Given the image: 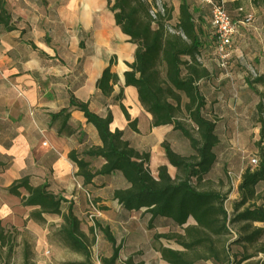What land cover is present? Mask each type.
Segmentation results:
<instances>
[{
	"label": "trees",
	"instance_id": "trees-1",
	"mask_svg": "<svg viewBox=\"0 0 264 264\" xmlns=\"http://www.w3.org/2000/svg\"><path fill=\"white\" fill-rule=\"evenodd\" d=\"M252 1L254 4L264 2ZM108 2L110 10L115 13L116 24L136 44L135 59L127 64L129 70L124 72V84L136 87L143 107L153 115V126L171 125L189 142L191 152L184 155L174 150L169 141L172 131L162 145L178 174L172 177L164 165L157 169L158 174L155 176L149 170L150 151L133 147L125 139L123 129L111 127L114 116L110 110L107 115L101 116L90 108L89 102L71 94L69 100L72 108L84 114L87 123L97 130L100 139L99 145L68 153V158L78 168L77 177L86 186L98 177L119 173L126 186L116 189L113 197L124 211H142L143 216L149 217V229L166 220L173 228L182 229L181 232L170 230L154 235L155 240L159 241L157 251L166 264H199L211 260L214 264H234L230 246L240 243L255 245L260 242L257 251L264 253V227L254 225V222H264V193L258 191V186L264 181V148L259 153L260 162L245 168L238 186V200L234 201L232 211H228L225 205L226 194L212 189L204 190L200 185L218 161L215 149L219 143L218 125L208 111L206 97L198 85V80L208 75L207 69L198 61L203 47V16L199 14L196 18L190 1L181 0L174 30L170 31L166 21L173 18L174 9L171 7L163 6V11L153 17L146 0ZM240 4V0L231 3L233 7ZM11 19L7 0H0V25L13 31L15 28L11 25ZM112 65L111 59L97 81L104 94L119 80V75L111 69ZM263 104V101L257 104L260 114ZM122 110L129 126L137 131L136 119H131L124 105ZM50 115L59 135L75 134L76 129L70 125L71 110L64 109ZM180 115L191 120L195 126L193 130L185 125ZM259 121L263 122V117ZM261 132L264 133V127ZM96 158L104 159L99 168L93 165V159ZM20 188L27 190V195H22ZM7 190L19 196L24 206L35 207L29 215L30 219L44 223V214L62 216L64 222L60 231L64 239L74 251L86 257L90 255L95 231L100 230L112 246L108 257H100L101 263L118 264L123 246L115 235L97 221L90 228L93 234L91 240L81 229V219L76 215L75 204L64 194V190L54 192L50 189L48 179L34 185L32 177L25 175ZM91 197L88 194L89 203L97 204ZM66 203L69 205L65 211ZM234 233L237 234L236 239H232ZM6 239L7 234L0 218V245H4ZM162 239L173 241L178 248L166 247L160 242ZM251 257L243 256L244 259ZM124 264L145 262L130 256Z\"/></svg>",
	"mask_w": 264,
	"mask_h": 264
},
{
	"label": "crops",
	"instance_id": "crops-1",
	"mask_svg": "<svg viewBox=\"0 0 264 264\" xmlns=\"http://www.w3.org/2000/svg\"><path fill=\"white\" fill-rule=\"evenodd\" d=\"M223 1L231 4L235 0ZM240 2L236 8L241 14L252 9L254 18L264 21V2ZM7 5L12 13L11 25L15 29L8 31L0 25V182L8 188L25 175L47 180L51 174L54 176L53 183L60 191L64 190L75 208L88 194L102 201L99 191L106 187V177H98L84 186L76 175L77 166L68 158L72 150L100 144L97 130L87 123L80 110L72 108L71 94L89 102L90 108L101 116L107 115L110 110L114 116L111 127L123 129L125 139L133 147L150 151V163L155 170L166 165L173 177L174 166L162 145L173 127L168 124L153 126V115L143 107L136 87L124 84V72L129 70L127 64L135 59L136 44L116 24L115 13L110 10L108 0H7ZM33 6L41 8H36V16L32 15ZM257 11L262 15H257ZM34 20L35 24L32 23ZM50 21L58 26L53 37L56 45L46 42L47 34L50 37L54 34L48 24ZM240 22L245 25L242 20ZM263 28L260 27L259 35L263 34ZM68 33H71L72 43ZM37 36L42 43L35 42ZM73 45L76 54L69 66L71 58L67 51ZM200 52L198 61L207 69L208 75L198 80V85L209 106L212 100L217 99V96H212L216 91L214 85L227 83L225 76L228 75L222 73L221 78H224L221 81V78L214 77L217 72L211 66L210 52L204 51L203 47ZM111 59V69L119 75V80L104 94L97 81ZM245 66L241 67L240 78L247 95L252 90L258 95L257 102L264 103V48L256 46L250 52L246 51ZM110 91L116 94L113 99ZM223 97L221 94L219 100ZM240 97L235 95L231 100H239ZM257 104L254 114L260 118L263 117L264 107L260 114ZM122 105L131 119H136L137 131L129 126ZM64 109L71 110L70 125L76 129L73 135H59L57 125L52 123L50 113ZM150 135L151 142H144V138ZM103 163V158L93 159L96 168ZM8 209L6 205L2 212L8 213ZM107 211V207L102 210L104 213ZM146 218L148 223L149 217ZM254 225L264 227V222H254ZM203 262L214 264L212 260Z\"/></svg>",
	"mask_w": 264,
	"mask_h": 264
},
{
	"label": "rangeland",
	"instance_id": "rangeland-1",
	"mask_svg": "<svg viewBox=\"0 0 264 264\" xmlns=\"http://www.w3.org/2000/svg\"><path fill=\"white\" fill-rule=\"evenodd\" d=\"M146 1L150 5L153 17L156 16L157 12L163 11V6L165 5L174 9L173 18L166 21L169 30L173 31L181 0ZM189 1L196 18H198L199 14L203 16V33L201 35L204 44L203 49L210 52L209 56L212 58L211 66L217 72L214 77L221 78L222 73H227L228 75L225 76L228 79L227 83L220 86L214 85L216 91L212 96H217V99L212 100L207 106L208 111L218 125L219 144L215 149L218 155V163L212 167V171L200 185L204 190L212 189L226 194L225 205L228 211H232L234 201L238 200V179L241 178L244 168L252 166L251 160L253 157H256L260 162L259 153L264 147V133L261 132L264 122H260L256 114H254V109L258 103L256 98L258 95L252 90L247 95V89L243 87L244 84L240 78L241 67L246 68L245 52H250L256 46L264 48V28L263 34L259 35L260 27L264 26V21L261 22L259 18L255 19L252 9H249V13L241 14L236 7L224 2L229 18L236 27L233 45L228 48L216 42V30L212 22L213 8L210 0ZM211 1L214 2L216 0ZM33 8L31 9L32 15L36 16V8H41L38 6H33ZM256 13L257 15H262L258 11ZM240 20L245 22V25ZM32 23L35 24L36 21L34 20ZM48 24L54 34L51 37L47 34L46 42L49 45H56L53 37L57 34L58 26H55V23L51 21ZM21 26H23L22 23ZM68 36H70L69 41H71V33L70 35L68 33ZM35 42L42 43L38 36L35 37ZM67 53L69 58H71L68 62L69 66H71L75 58L74 54H76L74 45L73 48L69 46ZM185 58L187 59L188 57ZM230 76L233 78L230 79ZM110 93H112L113 99L116 94L113 91H110ZM221 94L224 97L219 100ZM235 95H240V99L234 98L231 100ZM226 97L228 102H226ZM179 117L185 122L186 126L193 130L195 126L191 120L184 115ZM129 137L132 138L131 136ZM169 141L178 153L190 154L189 142L175 130L169 137ZM144 142H151V135L144 138ZM174 169L173 177L178 174L175 167ZM149 170L157 176V170H155L152 163L149 164ZM47 179L50 182V189L54 192H59L60 189L53 183L54 176L49 174ZM42 181L44 179L40 180L37 177L32 179L34 185ZM105 183L106 187L99 191L103 196V199L100 198L102 201L91 195V198L97 202L98 206L95 203L91 205L88 201V196H85V199L77 205L76 215L81 219L80 226L82 231L87 233L92 240L93 234L90 232V228L97 221L103 227H108L117 238L118 243L123 246L118 264H124L125 260L130 256H133L135 260H143L145 264H164L157 251L159 241L155 240L154 235L166 233L170 230L179 232L183 230L173 228L168 220L162 221L161 224L149 229L146 224L147 218L143 216L142 212L124 211L115 202L113 192L125 184L122 175L108 176ZM20 190L22 195H27V190L24 188H20ZM258 190L264 192V182L258 186ZM68 199L71 198L68 196ZM6 205L9 206V211L8 213H3V207ZM68 205V203L65 204V211ZM95 205L99 207L100 213L91 218L90 215L94 212ZM106 207L108 208L107 213L102 212V209ZM34 208V206L28 207L21 204L20 197L9 193L7 187L0 182V218L7 234L6 243L0 245V264H49V261L54 264H102L100 257H108L111 254L112 246H110L109 241L100 230L94 233L95 239H93V242L91 241L89 257L80 252L77 253L69 246L60 231L64 218L56 214H44L46 221L41 223L29 218ZM190 222H193V220L190 219ZM236 228L240 230L238 226ZM160 242L166 247L178 248V245L173 241L162 239ZM259 245L260 242L255 245H246L245 243L232 244L230 249L232 258L235 259L234 264H264V253L257 251ZM49 249L51 254L46 256L45 251ZM245 255H252V257L244 259L243 256ZM199 264L206 263L200 262Z\"/></svg>",
	"mask_w": 264,
	"mask_h": 264
},
{
	"label": "built area",
	"instance_id": "built-area-1",
	"mask_svg": "<svg viewBox=\"0 0 264 264\" xmlns=\"http://www.w3.org/2000/svg\"><path fill=\"white\" fill-rule=\"evenodd\" d=\"M210 2L213 8L212 22L216 30L215 31L216 42L221 46L230 48L233 45V40H234L233 36L236 29L235 24L231 22L223 0L214 1V2L210 0ZM258 162H259L258 159L256 157H253V159L251 160L252 163L251 165L256 166ZM92 204L94 205V203ZM99 213L100 210L96 206L94 208V212L92 213V215H90V217L94 218V216ZM236 238H237V234L234 233L232 239H236ZM50 254H51L50 249L45 251L46 256H49ZM49 264H54V263H52V261H49Z\"/></svg>",
	"mask_w": 264,
	"mask_h": 264
}]
</instances>
